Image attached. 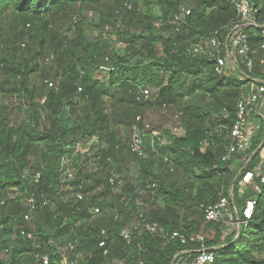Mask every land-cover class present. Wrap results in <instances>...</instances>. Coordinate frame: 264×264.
I'll return each mask as SVG.
<instances>
[{
  "label": "trees",
  "instance_id": "obj_1",
  "mask_svg": "<svg viewBox=\"0 0 264 264\" xmlns=\"http://www.w3.org/2000/svg\"><path fill=\"white\" fill-rule=\"evenodd\" d=\"M238 1L0 0V264H43L46 254L59 263L52 241L74 245L66 252L71 264L191 261L200 235L220 231L221 223L205 220L204 208L221 198L237 210L238 228L220 246L202 237L215 264H264V184L256 172L260 193L240 186L261 164L264 123L248 151L223 162L237 102L250 86L217 75L213 60L191 51L213 36L225 39ZM250 1L264 25V0ZM187 5L191 15L177 30L171 21ZM95 31L101 39H90ZM263 42L253 28L252 46ZM256 65L253 78L264 80ZM148 110L165 123L151 125ZM135 126L143 154L132 150ZM131 163L138 166L134 175ZM180 170L202 188L191 186L188 196L172 180ZM215 188L219 200H211ZM30 200L37 209L26 221ZM248 202H254L249 221ZM192 214L202 222L188 221ZM142 215L166 232H181L187 245L146 230L126 244L123 229ZM185 250L192 254L181 255Z\"/></svg>",
  "mask_w": 264,
  "mask_h": 264
},
{
  "label": "built area",
  "instance_id": "obj_2",
  "mask_svg": "<svg viewBox=\"0 0 264 264\" xmlns=\"http://www.w3.org/2000/svg\"><path fill=\"white\" fill-rule=\"evenodd\" d=\"M238 10V17L235 22L230 26L225 28L224 33L226 34L225 39H220L217 36L211 37L207 43L202 45H196L191 48L194 54H204L208 58L214 61L215 73L219 76H228L230 78H236L240 81H248L250 90L245 91L240 100L236 105V121L230 130L228 135L229 145L227 152L223 157V162L232 161L236 155L248 151L252 146L253 133L258 131L261 126V122L264 121L260 118L253 123L251 121V115L253 114L255 108H262L264 106V80H257L253 78L252 74L255 69V57L256 54L253 51V46L251 43V32L254 29L260 30V36L264 41V25H260L257 14L258 10L254 7L250 0H239L236 3ZM130 8V6H129ZM191 15V9L183 8L181 13L177 14L171 21V23L179 30L181 27L186 25L187 18ZM259 51L263 55L264 60V42L260 45ZM53 87V84H50ZM142 98L149 99V90H144L141 92ZM178 118V117H177ZM141 118H138V122ZM149 128V125H146ZM178 129L175 128V132ZM214 132L208 135V138L203 143V151L210 147L213 140ZM132 150L135 153L143 154V141L141 138V133L137 126L134 127L132 133ZM259 167L254 172L246 173L242 181L240 182L241 187L246 188L253 185V189L260 193V187L254 181L256 172L259 174L258 178L261 183L264 184V173H259L257 171ZM72 178V174H69ZM120 177L114 176L111 179V184L117 186ZM120 184V183H119ZM155 187V185L153 186ZM139 197L145 196V191L140 190L138 193ZM79 200H82L81 195L78 196ZM47 205V202L44 203ZM229 201L227 198H221L214 204H211L204 208V216L207 222H218L222 219L225 212L229 209ZM28 211L24 215V219L29 221L32 214L36 211L37 206L33 200L28 202ZM254 209V202H248L247 208L244 211V216L247 221L252 218V213ZM100 210H96L94 214H99ZM143 230L151 233L152 235H161L164 239L168 241H180L182 245H187V237L179 231H174L172 233L164 231L158 224L148 223L141 216V221L127 225L122 233L121 238L126 244L130 245L135 234H141ZM24 236L25 233L22 232ZM28 238H32V235H28ZM200 249L196 252L193 260L185 261L182 264H215L216 255L214 251L207 248L205 245V239L199 238ZM53 246H56L58 253L62 256L59 263L55 264H71L70 259L67 257L66 252L69 249H73L74 245L69 244L66 247L59 246V243L51 242ZM106 242L101 243L100 247L104 248ZM192 251L185 250L181 252V255H191ZM43 264H52V260L49 254L42 255L39 258ZM116 264H127V259L120 260ZM132 264H144L143 261H136Z\"/></svg>",
  "mask_w": 264,
  "mask_h": 264
},
{
  "label": "rangeland",
  "instance_id": "obj_3",
  "mask_svg": "<svg viewBox=\"0 0 264 264\" xmlns=\"http://www.w3.org/2000/svg\"><path fill=\"white\" fill-rule=\"evenodd\" d=\"M184 8L190 9V5H187ZM154 11H155V13H158V10L154 9ZM3 26L7 30L10 25L6 24ZM89 35H90V39L96 40L98 37L101 39L99 32H96V31L91 32ZM106 37L111 41L112 46L117 47V48L121 47V44L118 42V39L116 37H114L113 35L112 36L107 35ZM253 51L255 53L259 54V56H258V54L256 55L258 57H255V63L259 62L260 73L262 76H264L263 55L259 52L258 47L255 48L253 46ZM255 66H257V65L255 64ZM256 79L261 80L260 78H256ZM147 113L148 114L146 115V117H147V120L149 121V123L151 125H158L161 123H165V121H166V118H163V116L159 112H156L155 110H148ZM260 118L264 119V106L262 108L261 107L255 108L253 114L251 115V121H253V123L257 120H260ZM262 122L264 123V121H262ZM255 134H256V131H254L253 136ZM161 142L163 145H166L168 143V141L165 137L162 138ZM263 170H264V156L262 157L261 164H260L259 169L257 171H259V173H263L264 172ZM136 171H138V166H136L135 163H131L130 174L132 173L134 175V173H136ZM172 180H173V182H176L179 186L181 185V187L183 189H186V191L188 190L187 191L188 196L192 192V191H189L191 186H194V189L195 188L196 189L202 188L201 183L195 178L193 173H187V172L180 170V171L174 173V175L172 176ZM213 193H215V195H213L211 200H219L221 198V193L216 188L214 189ZM209 197H211V196L208 193L207 198H209ZM208 200L206 199V201H208ZM159 203L163 204V203H161V201H159ZM235 214H237V210L233 209V207L230 205L228 211L224 213L222 219L220 221L216 222V223H221L220 231L218 232L215 229H211L208 232H206L205 235H200V237H204L205 239H207L209 241H215L217 243V245H219V246L221 244H224L225 241L227 240V238L229 236H231L236 231V229L238 228V226L236 224L238 219H237V216H235ZM180 221H181L180 223H184V220H180ZM188 221H193V222L199 224L202 222V216L200 217L197 214H192L188 217ZM164 231H165V229H164ZM173 263L174 264H182L183 261H182V259H179V260H177V263H176V260Z\"/></svg>",
  "mask_w": 264,
  "mask_h": 264
}]
</instances>
